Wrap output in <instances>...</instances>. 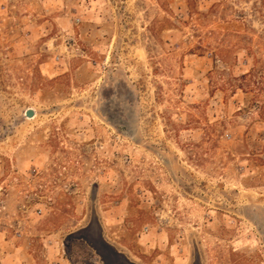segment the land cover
<instances>
[{
    "label": "rangeland",
    "instance_id": "obj_1",
    "mask_svg": "<svg viewBox=\"0 0 264 264\" xmlns=\"http://www.w3.org/2000/svg\"><path fill=\"white\" fill-rule=\"evenodd\" d=\"M0 199V264H264V0H0Z\"/></svg>",
    "mask_w": 264,
    "mask_h": 264
},
{
    "label": "water",
    "instance_id": "obj_2",
    "mask_svg": "<svg viewBox=\"0 0 264 264\" xmlns=\"http://www.w3.org/2000/svg\"><path fill=\"white\" fill-rule=\"evenodd\" d=\"M26 116L27 117H34L35 116V110L33 108H29L26 110Z\"/></svg>",
    "mask_w": 264,
    "mask_h": 264
},
{
    "label": "built area",
    "instance_id": "obj_3",
    "mask_svg": "<svg viewBox=\"0 0 264 264\" xmlns=\"http://www.w3.org/2000/svg\"><path fill=\"white\" fill-rule=\"evenodd\" d=\"M2 203H3V200L0 199V205H2ZM39 210L40 212H42V209H39Z\"/></svg>",
    "mask_w": 264,
    "mask_h": 264
},
{
    "label": "bare ground",
    "instance_id": "obj_4",
    "mask_svg": "<svg viewBox=\"0 0 264 264\" xmlns=\"http://www.w3.org/2000/svg\"><path fill=\"white\" fill-rule=\"evenodd\" d=\"M35 117V116H34ZM29 118H31V117H29Z\"/></svg>",
    "mask_w": 264,
    "mask_h": 264
}]
</instances>
